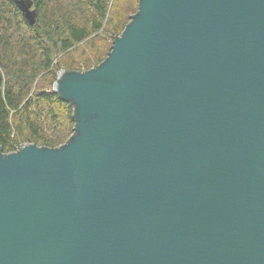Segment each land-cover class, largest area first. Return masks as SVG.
<instances>
[{"label":"water","instance_id":"1","mask_svg":"<svg viewBox=\"0 0 264 264\" xmlns=\"http://www.w3.org/2000/svg\"><path fill=\"white\" fill-rule=\"evenodd\" d=\"M53 91L69 138L0 146V264H264V0H139Z\"/></svg>","mask_w":264,"mask_h":264},{"label":"trees","instance_id":"2","mask_svg":"<svg viewBox=\"0 0 264 264\" xmlns=\"http://www.w3.org/2000/svg\"><path fill=\"white\" fill-rule=\"evenodd\" d=\"M0 0V146L56 147L73 133L74 108L54 91L57 72L99 64L139 0Z\"/></svg>","mask_w":264,"mask_h":264}]
</instances>
